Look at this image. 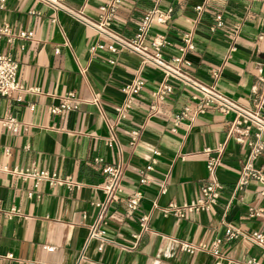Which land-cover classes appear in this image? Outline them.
<instances>
[{"label":"crops","instance_id":"crops-1","mask_svg":"<svg viewBox=\"0 0 264 264\" xmlns=\"http://www.w3.org/2000/svg\"><path fill=\"white\" fill-rule=\"evenodd\" d=\"M113 1L62 0L57 9L39 0H0V29L8 34L0 36V54L18 63L20 86L0 95V264H264L248 241L224 239L227 226L264 235V213L249 214L264 212L258 184L235 189L256 132L231 131L234 114L213 104L198 113V92L81 21L132 43L143 16L155 9L166 19L152 22L142 41L147 54L162 43L158 53L167 64L180 59L199 86L264 114V0H125L110 16L101 11ZM187 34L193 48L181 52ZM134 78L143 86L120 120L122 90ZM164 85L170 92L158 100L153 93ZM68 96L69 108H59ZM8 118L15 130L4 126ZM132 132H138L133 144ZM219 147L215 204L183 217L164 213L169 204L199 197L208 182L202 151ZM117 165L122 191L101 237L90 238L103 169ZM253 167L264 176V150ZM24 170L46 171L60 183L18 174ZM145 176L151 180L142 182ZM183 244L193 252L182 251Z\"/></svg>","mask_w":264,"mask_h":264},{"label":"built area","instance_id":"built-area-1","mask_svg":"<svg viewBox=\"0 0 264 264\" xmlns=\"http://www.w3.org/2000/svg\"><path fill=\"white\" fill-rule=\"evenodd\" d=\"M41 2H46L52 5L54 8L63 9L61 5L62 0H39ZM125 0H114L110 5L101 8L102 12H108L109 16L114 12L120 3ZM197 12L202 10V7H196ZM70 16L75 17L72 13H69ZM166 19V15L157 14L155 9L147 12L138 26L136 36L132 43H125L118 39L114 34L109 32L104 28L103 25L92 26L85 20H81L84 24L93 27L100 34L108 37L118 46L123 49L134 52L139 56L143 64H148L157 68L164 73L166 77L172 78L181 84L188 86L198 92L201 95V98L197 96H192L194 100L198 99L197 102V112L203 113L204 108L208 105H215L218 110L223 114L232 113L234 114V119L231 123V131H236L240 127H243L242 133L247 134L251 129L254 130L255 140L248 142V153L245 163L241 169L237 182L235 184V189H241L249 182L254 181L258 184V192L261 195H264V176L263 174L253 167L254 161L262 154L264 150V114L261 113L258 109L254 111L244 110L237 105H235L231 100L227 99L223 95L215 92L211 89H205L198 84H196L179 66L180 59L175 60L176 65L172 66L167 64L160 57L158 51L162 46V43L154 44V48L157 51L154 55L147 54L146 47L143 45L142 41L145 36L148 34L151 24L153 21L162 23ZM106 24V23H105ZM7 30L0 29V36H7ZM184 48H180V51L183 52L185 49H192L193 43L191 41L190 35H185L183 38ZM109 50L111 52L115 51V47L110 46ZM17 71L18 63L12 58L9 54H0V95L7 96L14 92L19 91L20 86L17 82ZM143 86V81L140 78H134L129 84L125 85L122 92L124 94V100L122 105L118 108V117L120 120H123L126 116V112L131 108L132 102L135 96L139 93ZM170 92V87L167 85L162 86L156 92L153 93L154 97L158 100L164 98V96ZM72 96L64 99L59 108L67 109L69 108V99ZM96 101V100H94ZM73 108H75V102L73 103ZM57 111L56 107H51L49 109L50 113H55ZM181 116L175 118V125L180 120ZM4 126L8 129L15 130L16 124L12 118H8L4 122ZM174 131V129H172ZM138 132H132L131 134V144L136 140ZM263 138V139H262ZM111 140V139H110ZM113 141V140H111ZM110 142V141H109ZM222 153V147L212 149H204L202 154L205 158V168L208 175V182L200 190L199 197L187 205L176 206L174 204H169L164 208V213L171 212L172 214L183 217L185 211H204L208 210L218 199L219 190L221 185L216 179V170L220 162V155ZM104 178L103 183L100 187L102 193V200L98 203L99 212L95 222L90 226V238H99L102 235L100 227L105 219L106 213L110 206L118 200V196L121 193V177H122V168L120 165L109 166L103 169ZM19 175L23 177H28L34 179L35 181L45 180L51 184L60 183L55 176L50 175L46 171L29 172L27 170L19 171ZM149 176H145L142 182L150 181ZM164 183H161V193L165 192ZM138 198L134 197L128 200L127 206L129 209L134 210L137 206ZM263 212L261 209H249V214L251 217H258ZM147 217H142L140 222V228L142 230L146 229ZM241 238L260 250L261 257L264 258V235L253 232L251 234H244L237 229H234L230 226H227L224 233V239L226 241ZM220 243L219 240H216L213 243V247L216 248ZM181 250L186 253H192L194 248L183 244L181 245ZM240 264H260L254 259L247 260L244 263Z\"/></svg>","mask_w":264,"mask_h":264}]
</instances>
